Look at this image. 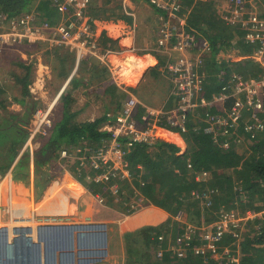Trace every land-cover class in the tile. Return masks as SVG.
<instances>
[{"label": "trees", "instance_id": "1", "mask_svg": "<svg viewBox=\"0 0 264 264\" xmlns=\"http://www.w3.org/2000/svg\"><path fill=\"white\" fill-rule=\"evenodd\" d=\"M179 1L183 6H189L193 2V0ZM93 2L94 0L88 9L90 17L96 20L100 18V15L108 16L107 12L113 15L114 11L98 9ZM211 2L213 0L199 2L198 5L207 13V11L210 12L208 4ZM260 2L263 4L255 3V5L257 11L263 14L264 0ZM31 12L36 13L39 20L56 22L59 18V12L52 0H0V14L5 19ZM118 12L122 17V11ZM260 17L264 18V16ZM186 24L192 33L209 44L210 53L204 58L203 68L199 71V74L204 77L203 96L205 98L210 99L222 88L229 86L232 77L249 80L258 79L263 74L262 67L248 59L254 47L244 41L245 32L241 28L229 26L220 17L219 19L211 15L199 17L198 14L193 13L187 16ZM107 44L108 40L100 37L98 45L101 49H110ZM231 50L237 51L238 57L245 59L239 62L216 61V56L220 52L225 53ZM67 60L70 61L71 58L59 57L61 63ZM84 64L87 66V61ZM105 73L107 70L104 69L103 72L97 71L96 74H100L105 80ZM29 76L26 72L23 79L25 100L18 103L22 106L21 113L7 111V107L2 104V98L0 99V110L4 113L0 116V176L11 171L13 182L24 184L31 176L32 164L33 178L39 177L41 181L45 179L44 181L49 183L58 179L53 174L57 165L60 171L65 168V163L67 167L68 165H73L74 168L78 166V162L75 161H60L58 158L61 150L75 149L77 151L84 148H97L100 141L108 139L110 135L100 130L104 120L82 124L72 123L69 107L71 99L66 98L61 108L59 121L49 130L48 136L33 152L32 158L29 154H23L15 162L20 147L28 137L27 128L36 107L34 100L29 99L27 88ZM107 90L105 95H108ZM109 90L111 104H115V112H119L128 95L119 90L114 91L113 87ZM145 110L140 114L138 111L135 117L143 115ZM107 116L103 118L107 120ZM242 125L238 127L237 135L230 136L228 149L221 146L219 138L218 141H213L201 131L194 130L190 118L185 132L181 133V138L185 142L183 150L176 144L160 139L132 146L125 155L131 174L130 180L122 181L121 196L126 198L125 200L139 197L151 205L172 212V209L178 212L183 211L186 215H192L193 218L189 216L188 218L195 225L214 222L223 213L242 214L248 210L257 211L264 208V136H256L252 140L253 143L248 144L247 153L244 152V155H241L237 149L241 145L240 138L244 136L248 138L242 130ZM71 162L74 163L70 164ZM52 164L53 167H51ZM50 167L53 172L49 174ZM39 188L42 190L43 186ZM124 209L126 212H131L129 207ZM254 224L256 223L249 222L240 233L238 250L231 247L233 250L230 253L231 257L220 253L218 259L209 253L195 255L192 249L187 251L184 257L178 258L174 249V240L179 227L170 220L157 227L143 228L140 234L142 233L141 237L147 243L145 255L155 258V261L149 260L146 264H234L231 261L232 258H236L238 264H264V229L259 227L255 230ZM225 238L221 247L229 248L232 239L230 236ZM157 252L160 253L159 257L155 256Z\"/></svg>", "mask_w": 264, "mask_h": 264}, {"label": "built area", "instance_id": "2", "mask_svg": "<svg viewBox=\"0 0 264 264\" xmlns=\"http://www.w3.org/2000/svg\"><path fill=\"white\" fill-rule=\"evenodd\" d=\"M52 1L59 12L56 22L39 20L33 12L8 19L0 14V51L6 47H33L42 44L49 48L63 46L71 51L74 55V67L71 76L58 92L57 99L61 97L83 61L94 59L106 65L110 64L108 58L118 53L111 49H101L98 45V39L90 28L95 21L87 14L92 0ZM148 1L172 22V26L167 21L163 23L156 47L168 58L163 71L172 83L174 107L167 111L146 109L139 121H136L135 116L140 104L134 96H130L123 101L119 112L108 115L107 120L101 124L100 130L108 133L110 137L100 141L99 147L74 152L63 149L59 152L60 161H77L79 170H89V173L82 174L83 180L93 186L103 185L115 199L123 197L120 191L122 181L130 180L129 167L125 160L127 150L134 145L158 139L157 132L163 128L181 134L185 132L190 118L194 130L201 131L213 141H218L219 138L224 149H228L230 136L237 135L238 127L242 124V130L248 138L241 137L240 142L245 140L247 144H252L256 136H264V18L260 17L264 16V5L261 14L245 0H236L230 16L222 17L229 26L239 27L245 32L244 41L254 47L249 59L262 67L263 74L258 79L249 80L232 77L229 86L207 99L203 96L204 77L199 71L203 68L204 58L210 53L208 42L186 27L188 12L179 0ZM52 108L50 105L35 110L32 128L20 147L15 162L23 154H29L32 158L37 142H42L48 136L49 130L54 126L50 119ZM62 171L66 173L65 168H62ZM7 177L12 179L11 171L0 176V184ZM58 181L59 179L50 181L49 184ZM93 197H98L99 204L103 203L100 196ZM141 203L144 201L138 197L130 207L136 210L141 207ZM52 206L61 211L63 202L58 199ZM0 211L3 217H6L5 221L0 220V227L8 228V245L12 246L20 232L31 240L38 226L67 222L64 215L55 212L44 216L38 215L32 209L28 216V210L25 213L24 209L14 208L12 203L1 206ZM249 222L256 223L253 226L255 230L259 227L264 229V208L257 211L248 210L242 214L223 213L211 223H182L174 240L177 257H184L191 249L195 255L209 253L215 259L219 258L220 253L230 256L233 251L231 247L238 250L239 235ZM226 236L232 239L229 248L221 247ZM155 256L159 257L160 253L157 252ZM231 261L234 264L239 263L237 259L232 258Z\"/></svg>", "mask_w": 264, "mask_h": 264}, {"label": "rangeland", "instance_id": "3", "mask_svg": "<svg viewBox=\"0 0 264 264\" xmlns=\"http://www.w3.org/2000/svg\"><path fill=\"white\" fill-rule=\"evenodd\" d=\"M116 1L117 0H94L93 5L98 9H105V10L109 11V10L113 9V7L116 5L115 4ZM118 1H120V0H118ZM206 1L210 2L212 0H193V2H191L189 4V6H183V8H185L187 10L188 13H186V14H188V16L193 13L194 15L198 14L199 17H200V15H206V16L211 15V16H216L218 19H219V17L220 18H222V17L228 18L230 16V13L234 10V5H235L236 0H213V2L208 4L210 6V12L207 11V13H205V10L203 9V7L202 8L199 7L198 3L199 2H206ZM245 1L248 2L252 6V8H254V10L257 9L255 3L263 4V2H260L261 0H256V1L245 0ZM106 5H108V6L106 7ZM152 8L154 10H156L154 7H152ZM198 8H200V9L198 10ZM249 9H251V8H249ZM156 11H158V10H156ZM87 12L89 13L88 10H87ZM106 15L109 16L110 13L107 12ZM100 17H102V15H100ZM102 18H105V17H102ZM92 19L94 21H96L94 18H92ZM111 19H113V18H111ZM116 19L122 20V17L121 18L116 17L113 20H116ZM166 21L168 23H170V25L172 26V22L171 21L169 22V20L165 18V14L162 12H158V15H157V18L155 21V24L158 26V28H156L157 32H155V34L153 35V41L151 43L152 46L155 47V50L157 52H159L161 55L166 57V59L163 62V66L161 67L162 70H163L164 64L166 63L168 58L166 55H164L156 47V40L159 37L160 32L162 31L163 23H165ZM95 27H96L95 23L93 25H90V28L94 32L96 39H98L100 35L95 32L96 31L94 29ZM116 47L117 46L111 45L110 49H112L113 51H115L117 53H120L122 51V49L120 50V48H116ZM8 48L14 49L17 53L12 51V50L3 49L2 53L0 55V99L1 98L3 99L2 104L5 103L7 105L6 106L7 111L13 112L15 110L13 108H17V110H19V108H20V105L13 107V104L19 103L20 101L25 100L24 89H23V86L21 84L24 81H22L20 84L19 83L13 84V78H14L15 73H9L8 72V70H12V72H14L16 67H17V66H15L14 68H12V67L10 68L9 67L10 65H8L10 62L13 61V57L11 55L12 53H10V52H14L15 55L17 56V58H22V62L26 66L29 67V68H25V69L18 68L19 76H22L23 73L26 74V72H28V74L30 75L33 82L35 80L38 81L40 89L41 90L45 89L44 94L40 95V94L31 93L32 88H33V83L27 87L28 93H29V99L34 100V102L36 103L35 110L44 109V108L49 107L50 105L53 106L52 111L50 113V119L53 121V124H56L57 121H59V119H60V112H61V108L64 105V102H65L66 98H69V97H65L62 95V98L56 99V95L58 94V92L61 88L60 83H61L62 79L64 78V75H66V73H67L66 72L67 71L66 66L69 65V63L64 64V63L59 62V57L66 56L69 53V50L63 46H56V47L49 48L45 44H42V45H38V46H33L31 48V50H34V52L30 53L29 47H27V46H20L19 47L18 46V48L21 49L22 55L20 56V54L18 53V50H19L18 48H15V47H8ZM35 54H38V56L36 55L38 58H36L34 56ZM33 56H34V60L37 63H35V61L31 60V58ZM248 59H249V57H248ZM249 60L252 63L256 64L251 59H249ZM232 62H234V61H232ZM236 62H239V61H236ZM41 65H44L47 68H43V66H41ZM85 70H86V67H85ZM124 70L127 72V74H129L128 71L126 70V67ZM163 72L165 73V75H167L165 71H163ZM80 73H81V70H80ZM32 75L33 76L38 75L37 76L38 79L32 77ZM46 75L49 76V78H50V79H48V81H45L42 79V77H45ZM76 75H77V73H76ZM83 75H84V77H87V75L85 73ZM15 76H17V75H15ZM115 76L119 77V75H117V74ZM116 77H115V79H116ZM117 80L119 81V79H117ZM3 95L4 96L6 95L5 97H9L11 100L9 101L8 99H5L3 97ZM21 110H22V107H21ZM35 110H34V112H35ZM147 110H155V109L147 108ZM14 112H16V111H14ZM2 115H4V113L1 112V110H0V116H2ZM139 118H140V116L136 117L135 118L136 121H139ZM32 125H33V115H32L30 125L27 128L28 132L32 128ZM160 132H165L168 134H175V135L179 134L178 132H176L174 130H171L168 128H163L162 130H159L157 132L156 137L158 139H160V137H161ZM180 138H181V136H180ZM40 143H41V141L37 142L36 150L38 149ZM181 146H185V142L183 141V139H182V145ZM237 149H238V151H240L241 155H244V152L247 153V151L249 150V145L244 140L243 142H241V145ZM71 151L74 152L75 149H72ZM75 162H77V161H75ZM72 163H74V162H71L70 164H72ZM53 166L54 165L52 164L51 167H53ZM57 166L55 168L56 169L55 172H53L51 170V167H50V169L48 170V173L50 174L53 172V174H55V176H57L59 181H60L62 178V175H63V171L62 170L60 171V169H57ZM76 167L74 168L73 165H70V166L68 165V167H67V164L65 163V171L67 174H69L70 179H72L70 181H72V182L75 181V182H77V184L81 185L82 188H86V191L89 194H92V197L94 195L100 196L103 199V203L99 204L98 202H94L93 200H91V202L88 203L89 201H86L85 199H81V198L79 199V197H75L73 195V198H71V200L68 202V205H70L68 207L69 213L72 212V215L67 216L64 213H61V214L62 215L64 214V216L67 218L68 217H70V218L81 217V216H83V214H82V211H80V209L83 207V213L85 212L84 215L92 216L90 218V220L99 222V225L94 226L92 228H89L90 226L87 227L86 229L88 230V232L81 234L80 238L77 237L78 236L77 234H78V232H80L79 229H81V228L72 227L70 225L65 226L64 224L63 225H61V224L55 225L54 224V226H52L53 224L52 225H40V226H38V229L36 230V236L34 235L35 237L33 236V238H31V240L26 236V234L23 235L22 232H20V230H19L20 235L18 236L17 240H14V244L16 243L18 247L22 246V245L24 247H27V245H28L29 247H31V250L34 249V250H32V255L34 256L33 257L34 264H47V257L43 253L42 244L38 242V240H39L38 231L39 230H43L47 233H50L49 235H52V232H53V234L55 232H57V233H59V234H57V233L55 234L57 236L62 235V234L64 235V233H65V238L67 239V250H62L60 252L57 250L54 251L56 248H51V249L49 248L48 249L49 252L47 254H48L49 264H81L84 261V259L87 260V261H85L87 264L90 261H93L91 264H140V263L146 264V263H148L149 260L155 261V258H153V256H150V258H149V255H145V252L147 250V243H146L145 239H143L141 237L142 233L140 234V230L143 228H146V227H157V226L147 225L143 228H140V229L138 228V230L137 229L128 230V229H123L121 227V225H119V223L123 219H125L126 217H131L132 215L137 214L140 210L145 209V207L154 206V205H151V204L144 201V203L140 204L141 207H138L136 210L132 209L130 206H132V204H134V202L136 201V199H134V197L129 198V196H128L127 197V199L129 198L128 200H125L126 198L124 199V197H122L121 199L113 198V196L108 193L107 188L103 187V185H99L97 187V186H93L92 184H88L85 180H83V176H81V174H84V172H85V174L89 173L88 169H80L79 170L77 165H76ZM58 168H59V166H58ZM68 168H69V170H68ZM128 173H130V171H128ZM130 175L131 174H129V176ZM47 177H48V175H47ZM44 180L41 181L39 179V177H36V179L33 178V171H31V176H30L29 180L26 181L27 184H26V182L24 184H22L24 187H26V189H23V191H14L13 192L11 190H8L4 184L3 187H5V189L2 188L3 191L0 192V207L5 205V204L7 205V203H12V206L14 208L24 209L25 213L28 210L26 215L29 216L32 208L36 205L34 203L40 202L41 198L43 197V192L50 185L49 183H51V182L46 183ZM37 182H39V185H37ZM121 184H123V183H121ZM40 186H43L42 190H39ZM106 186H108V184H106ZM36 201H38V202H36ZM85 201L87 203H85ZM76 206L79 208L78 213L73 212L74 208ZM66 207H67V205H66ZM70 207H72V210H70ZM85 207L89 208L88 212H86L84 210ZM124 207H129L131 212L124 211V210H126V209H124ZM154 207H156V206H154ZM199 208L201 210V206H199ZM160 209H162V208H160ZM162 210L166 211V213L169 216L167 221L170 220V221L176 223L177 227L181 226V224L185 223V222L190 223V224H194V223H191V221H189L190 218H188V216L193 218L192 215H186V213H184L183 211L178 212V211L172 209L174 212L173 213L172 211H168L165 209H162ZM1 212L2 211H0V220L5 221V219H4L5 216L3 217ZM58 215H60V214H58ZM67 218H65V219H67ZM79 220H81V219H79ZM90 220L87 219V221H90ZM75 229L77 231H76V233L74 231V235H73L71 233V231H73ZM27 232H28V229L26 230V233ZM7 233H8V228L6 226L0 227L1 257H2V259L7 258V260L9 261L8 256H7V248H8V246L12 247V245L11 244L8 245L9 243L7 240ZM34 238H35V240H34ZM77 239L79 242H77ZM82 241L83 242L85 241L84 244H82ZM83 246H86V247L82 248ZM14 249H9L12 252V254H11L12 258L11 259H13ZM18 252H19V250H18ZM86 252H91L88 254H93V253L97 254V255H99V257L88 256L86 258L80 259L79 256L82 255L83 253H86ZM151 254H152V252H151ZM60 255L62 256V260L65 261V263H63V261L61 262V259H60V262L58 261V263H57V260H59L58 258L60 257ZM234 259H236V258H234ZM1 264H4V262H1ZM19 264H20V262H19Z\"/></svg>", "mask_w": 264, "mask_h": 264}, {"label": "crops", "instance_id": "4", "mask_svg": "<svg viewBox=\"0 0 264 264\" xmlns=\"http://www.w3.org/2000/svg\"><path fill=\"white\" fill-rule=\"evenodd\" d=\"M115 4L116 5L113 7V9L109 10L111 12L114 11L113 15L96 19V27L94 29L96 30L95 32L100 35L98 39H100V37H105L108 40V46H117L116 48H120V50L122 49V51L108 58L110 64L104 65L100 62L98 63V61L94 59H87L83 61L78 68L77 75L75 74V76L71 78L70 82L61 94L60 98H62L63 95L71 99L69 101L70 113L72 115L70 121L74 124H82L99 120H104L105 122L106 119L103 118L104 116L116 113L115 104H111L112 98L111 92L109 90L110 87H113L114 91L119 90L121 93L126 94V96L128 95L126 98L134 96L140 104L137 109V112L139 111V114L147 108L167 111L173 108L175 105V99L172 96L171 80L169 76L165 75V73L161 69L166 57L157 52L155 50V47L151 44L153 41V35L155 34V32H157L156 28H158V26L155 24V21L158 12L160 11L154 10L147 0H117ZM107 6L108 5H106V7ZM120 10L122 11V20L124 22L119 19L113 20L116 17L121 18L118 12ZM27 47H29L30 53L34 52V50H31V46ZM4 49L16 52L14 49H9L8 47ZM14 52H10L12 53L11 55L13 57V61L8 65H10V68H14L15 66L17 67L14 72H12V70H8V72L15 73V75H17H14L13 84H20L25 78V74L23 73L24 75L22 74V76H19L18 68L25 69L29 67L22 62V58H17ZM1 53L2 51H0V55ZM18 53L20 54V56L22 55L21 49L18 50ZM36 55L38 56V54H35L34 56L38 58ZM238 55L239 54H237V51L233 50L226 51L225 53L220 52V54L216 56V61L223 60L225 62H236L245 59L242 57H238ZM34 56L31 58V60L33 61H35ZM63 57H70L71 60H67L64 63H69V65L66 66L67 73L66 75H64V78L60 83L61 88L66 83L67 79L71 76V72L74 67V57L72 53H68ZM86 61L88 63L87 66H85L84 64V62ZM35 63L37 62L35 61ZM41 66H43V68H47L44 65ZM124 66L126 67V70L129 74H127V72L124 70ZM129 67L131 68V70L129 69ZM104 69L107 70V73H105V80L102 79L100 74H96L97 71L103 72ZM84 73L87 75V77H84ZM116 74L119 75V77H116ZM37 76L32 75V77L38 79ZM42 79L48 81V79L50 78L46 75L45 77H42ZM117 79H119V81ZM27 81L28 86L33 83L31 93L40 95L44 94L45 89H40L38 81L35 80L33 82L30 76ZM21 84H23V82ZM103 88L105 90L108 89L106 91L108 92V95H105V90ZM5 96L3 95L5 99H8L9 101L11 100L9 97ZM1 101H3V99H1ZM3 105L7 106L5 103H3ZM18 105L20 104L14 103L13 107H16ZM21 107L22 106L20 105L19 110H17V108L13 109H15L14 111H16V113H21ZM160 135L161 141L176 144L181 148V150L184 149V146H181L182 139L180 138V136L175 134H168L165 132H160ZM30 170H33L32 164ZM70 180L72 179H70L69 174L63 173L61 180L57 183L51 184V187L43 192V197L41 198L40 202L36 201L38 203H34L36 205L32 209L35 210L38 215L49 216L51 214H54L55 212L57 214L64 213L67 216H70L72 214L67 212L69 211L68 207L70 206L68 205V202L71 200V198H73V195L75 197H79V199L81 198L89 201L88 203H90L91 200H93L94 202L98 201V197H92V194H89L86 191V188H82V186L77 184V182H72ZM4 184L8 190H11L13 192L23 191V189H26V187H24L22 183H14L12 179H9L7 177L0 184V192L3 191L2 188L5 189V187H3ZM58 199L62 200L63 202L61 212L55 209L54 206H52V204H54V202ZM86 201L85 203H87ZM88 209L89 208L86 207L84 208L86 212H88ZM62 210H64V212H62ZM78 211L79 208L76 206L73 212L78 213ZM80 211H82L83 216L73 218L66 217L67 222H65L64 224L65 226L70 225L72 227L81 228L79 229L80 232H78L77 234V237L79 238L81 234L88 232V230L86 229L87 227L90 226L89 228H92L99 225V222L90 220L92 216L84 215L85 212L83 213V207L80 209ZM168 218L169 216L166 211L154 206H149L145 207V209L143 210H140L137 214L132 215L131 217H126L119 223V225H121L123 229L138 230V228L140 229L147 225L160 226L164 224L168 220ZM87 219H89L90 221H87ZM74 231L76 233L77 230L75 229L71 231L73 235Z\"/></svg>", "mask_w": 264, "mask_h": 264}, {"label": "bare ground", "instance_id": "5", "mask_svg": "<svg viewBox=\"0 0 264 264\" xmlns=\"http://www.w3.org/2000/svg\"><path fill=\"white\" fill-rule=\"evenodd\" d=\"M130 57V56H129ZM136 60V59H134ZM130 64V63H129ZM127 64V65H129ZM137 65V64H136ZM131 66V65H130ZM128 69V68H127ZM129 69L131 70V68L129 67ZM66 208V207H65ZM70 210H72V207L70 208ZM64 211V210H62ZM69 212V211H67ZM66 212V213H67ZM68 214V213H67ZM72 214V212H71ZM57 232H55L53 234L52 232V235H49L50 233H47L43 230H39L38 231V234H39V240L38 242L42 244V250H43V253L45 254V256L47 257V264H49V259H48V249L50 248H56L54 251H62V250H67V239L65 238V233L64 235H55ZM59 234V233H57ZM34 236V235H33ZM35 236H36V231H35ZM34 236V237H35ZM51 236V237H50ZM35 240V238H34ZM77 242L78 239H77ZM85 242V241H84ZM84 242L82 241V244H84ZM79 244V243H78ZM81 244V243H80ZM22 245V244H21ZM1 247V246H0ZM86 246H83L82 248H85ZM15 248V249H14ZM90 248V247H89ZM9 249H14V252H13V259H11L12 257V252L9 250ZM19 252H18V250ZM34 250V249H32ZM32 250H31V247H29L27 245V247H24L23 245L22 246H17V244L15 243L12 247H9L7 248V256H8V259L9 261L7 260V258L5 259H2L1 257V249H0V264L1 262H4V264H34V261H33V255H32ZM53 252V251H52ZM88 253H91V252H86V253H83L82 255L79 256L80 259H83V258H86L88 256H95V257H99V255L97 254H88ZM10 255V256H9ZM78 258V257H77ZM59 260H57V263L58 261L60 262V259H61V262L63 261L62 260V256L60 255V257L58 258ZM25 260V261H24ZM98 260V259H97ZM85 261H87L86 259H84V261L82 262L83 264H87ZM95 261V260H94ZM25 262V263H24ZM93 261H90L88 264H91ZM63 263H65V261H63ZM81 263V264H82Z\"/></svg>", "mask_w": 264, "mask_h": 264}, {"label": "clouds", "instance_id": "6", "mask_svg": "<svg viewBox=\"0 0 264 264\" xmlns=\"http://www.w3.org/2000/svg\"><path fill=\"white\" fill-rule=\"evenodd\" d=\"M178 135H179V134H178ZM179 136H181V134H180Z\"/></svg>", "mask_w": 264, "mask_h": 264}]
</instances>
